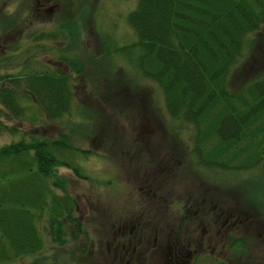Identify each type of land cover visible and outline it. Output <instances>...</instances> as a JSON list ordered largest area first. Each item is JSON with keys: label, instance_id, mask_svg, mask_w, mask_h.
I'll use <instances>...</instances> for the list:
<instances>
[{"label": "rangeland", "instance_id": "obj_1", "mask_svg": "<svg viewBox=\"0 0 264 264\" xmlns=\"http://www.w3.org/2000/svg\"><path fill=\"white\" fill-rule=\"evenodd\" d=\"M137 3L138 0L0 3L1 21L6 15H19L17 24L3 31L0 28V56L15 53L9 65L0 59V75L14 73L12 66L23 64L26 57L33 55L39 68L71 75L75 99L71 114L58 121H7L18 133L0 135V145L23 136L53 138L74 127L75 145L91 152L86 159L79 157L89 180L78 178L70 169L59 170L76 200L77 218L86 236L77 237L72 227L66 244L60 248L45 234L42 255L56 264H136L126 253L127 248L121 250L122 237L116 229L123 219L134 217L135 225L142 226L145 232L147 220L160 221L168 237V222L187 215L192 222V240L197 245L191 264H264V201L263 214L258 213L253 204L248 206L243 200L241 187L242 180L254 172L221 173L198 166L192 154L196 129L169 116L161 89L144 78L134 62L119 50L137 41L127 22ZM77 30L80 36L74 40ZM41 33L43 39L35 41L34 37ZM66 59L78 60L81 73L74 74ZM263 70L264 27L249 36L244 55L233 70L231 85L236 88ZM87 115L90 121L84 120ZM160 173L162 179L150 188ZM226 220L225 227L220 228L219 222ZM237 239H242L244 245L242 259L231 256L229 249L231 240ZM151 253L149 250L144 256L143 264H153ZM31 261L32 258H23L10 264Z\"/></svg>", "mask_w": 264, "mask_h": 264}, {"label": "trees", "instance_id": "obj_2", "mask_svg": "<svg viewBox=\"0 0 264 264\" xmlns=\"http://www.w3.org/2000/svg\"><path fill=\"white\" fill-rule=\"evenodd\" d=\"M18 21L19 15H6L0 28ZM127 22L137 41L119 50L161 89L169 116L196 129L192 154L198 166L221 173L253 171L241 182L243 200L263 214L264 70L236 88L231 78L249 36L264 27V0H138ZM79 36L77 30L72 38ZM6 54L0 59L9 65L15 53ZM26 58L10 68L14 73L0 75V135L18 133L8 125L11 119L58 121L71 114V75L39 68L33 55ZM66 60L74 74L81 73L78 60ZM75 130L0 145V264L23 258L56 264L42 255L45 234L60 248L72 227L77 237L86 236L76 200L59 172L67 168L89 180L79 157L91 152L75 145ZM229 247L231 256L242 259V239L231 240Z\"/></svg>", "mask_w": 264, "mask_h": 264}, {"label": "flooded vegetation", "instance_id": "obj_3", "mask_svg": "<svg viewBox=\"0 0 264 264\" xmlns=\"http://www.w3.org/2000/svg\"><path fill=\"white\" fill-rule=\"evenodd\" d=\"M163 172L164 170L161 173ZM161 173L157 175L154 184H149L150 188L152 185L159 183L158 179H162ZM183 207H187V204ZM128 212L133 214L131 211ZM138 217L136 216L135 218L140 220L143 218L141 216ZM147 222L146 232L143 231L144 228L142 226L137 227L135 225L134 217L132 219L129 217L123 219L119 229H116L117 233L120 232L122 237L119 241L122 243L121 250L127 248L126 253L130 255V260L134 259L136 264H143L142 260L145 259L144 256L150 250V252L152 251L150 256L152 257L153 264H191L193 254L197 250V245L192 240V222L189 216L184 215L168 222L170 228L168 237L165 234L166 226L161 227L162 222H149L148 220ZM226 222L228 220L219 222L220 228L225 227ZM112 228L116 227L112 226ZM153 236L152 243H150ZM127 264H131V262H127Z\"/></svg>", "mask_w": 264, "mask_h": 264}]
</instances>
